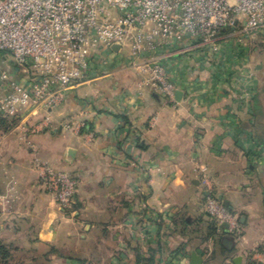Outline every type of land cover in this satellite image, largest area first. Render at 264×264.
<instances>
[{
    "label": "crops",
    "instance_id": "1",
    "mask_svg": "<svg viewBox=\"0 0 264 264\" xmlns=\"http://www.w3.org/2000/svg\"><path fill=\"white\" fill-rule=\"evenodd\" d=\"M89 54L90 78L60 107L20 126L0 116L4 264H193L194 254L264 264V28L148 53L166 68L172 100L127 65V49ZM37 161L78 181L73 213L44 187ZM210 195L237 216L239 239L226 227L219 244L195 233L213 220Z\"/></svg>",
    "mask_w": 264,
    "mask_h": 264
},
{
    "label": "built area",
    "instance_id": "2",
    "mask_svg": "<svg viewBox=\"0 0 264 264\" xmlns=\"http://www.w3.org/2000/svg\"><path fill=\"white\" fill-rule=\"evenodd\" d=\"M262 28L264 0H0V116L20 126L29 112L60 107L71 88L90 78L89 52L100 45L127 49V65L172 100L166 68L148 53L184 37L212 45L223 30L250 36ZM35 168L58 205L73 213L78 181L48 162ZM202 183L211 194L209 180ZM207 206L239 239L237 216L213 195Z\"/></svg>",
    "mask_w": 264,
    "mask_h": 264
},
{
    "label": "trees",
    "instance_id": "3",
    "mask_svg": "<svg viewBox=\"0 0 264 264\" xmlns=\"http://www.w3.org/2000/svg\"><path fill=\"white\" fill-rule=\"evenodd\" d=\"M1 123L4 124L5 126H14L17 124V120L7 121L5 119H1ZM230 213H232V212H230ZM210 217H212L213 220L208 221L204 226H202L201 228L196 230L195 233L203 239H212L214 242L219 244L220 240L222 238V235H223L224 231H226V229L223 225L219 224L213 216L210 215ZM175 221L177 224H181V225L188 224L187 221L184 220V218H179V219L176 218ZM200 223H201V221H200ZM228 234L231 235L232 237L238 239V235L236 233L228 232ZM0 253H1L0 264H4L5 260L7 258L6 257L7 256V249L2 244H0ZM250 264H258V263H256L255 261H250Z\"/></svg>",
    "mask_w": 264,
    "mask_h": 264
},
{
    "label": "water",
    "instance_id": "4",
    "mask_svg": "<svg viewBox=\"0 0 264 264\" xmlns=\"http://www.w3.org/2000/svg\"><path fill=\"white\" fill-rule=\"evenodd\" d=\"M120 45H114L113 46V50L115 51V52H118L119 51V49H120ZM224 227H226V228H229V225L228 224H224L223 225ZM241 260H242V257H236V258H234V262L236 263V264H240V262H241ZM202 263V258H200L199 256H197L196 254H194L193 255V264H201Z\"/></svg>",
    "mask_w": 264,
    "mask_h": 264
},
{
    "label": "rangeland",
    "instance_id": "5",
    "mask_svg": "<svg viewBox=\"0 0 264 264\" xmlns=\"http://www.w3.org/2000/svg\"><path fill=\"white\" fill-rule=\"evenodd\" d=\"M75 207V206H74Z\"/></svg>",
    "mask_w": 264,
    "mask_h": 264
}]
</instances>
